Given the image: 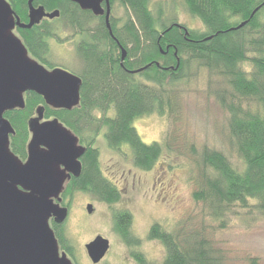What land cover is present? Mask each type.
<instances>
[{
    "label": "trees",
    "instance_id": "16d2710c",
    "mask_svg": "<svg viewBox=\"0 0 264 264\" xmlns=\"http://www.w3.org/2000/svg\"><path fill=\"white\" fill-rule=\"evenodd\" d=\"M7 1L21 22H27V0ZM115 3L123 9L120 17L112 15ZM32 4L59 14L30 29L16 27L15 34L31 58L52 69L57 66L48 60L49 42L61 44V33L71 31L81 62L79 72L71 70L82 80L80 100L70 110L53 109L28 91L25 108L4 116L14 128L10 149L22 160L29 139L27 120L39 105L44 106L45 119L56 117L86 146L81 173L64 186L63 199L80 191L108 205L119 200L118 188L99 165L94 146L98 135L111 152L130 156L138 169L153 170L164 156L165 145L144 142L134 121L151 115L170 118L178 107L175 85L205 69L209 75L221 76L229 87L213 95L228 112L227 140L242 168L234 167L219 151L203 149L198 163L205 172L195 197L205 201L216 223L235 205L264 213V0H109V25L105 16H94L70 0ZM178 8L198 19L202 28L182 25ZM130 222L129 211H113L114 230L129 248L140 243L130 232ZM50 225L59 248L77 264L59 224L51 221ZM148 232L149 239L163 245L164 257L154 263L142 252L130 250L135 264H224L197 230L182 234L153 223Z\"/></svg>",
    "mask_w": 264,
    "mask_h": 264
},
{
    "label": "rangeland",
    "instance_id": "374dc122",
    "mask_svg": "<svg viewBox=\"0 0 264 264\" xmlns=\"http://www.w3.org/2000/svg\"><path fill=\"white\" fill-rule=\"evenodd\" d=\"M122 11L118 3L113 5V16L120 17ZM177 20L188 28H202L201 22L182 8H178ZM70 33L68 30L61 33L64 38L61 44L49 42L48 60L57 67L79 72L81 62L74 52L75 41ZM175 87L178 107L170 118L151 115L134 121L144 142L158 141L165 145L164 156L153 170L138 169L130 156L111 152L98 135L94 146L98 149L99 165L118 188L119 200L108 205L80 191H74L70 197L67 194L64 199L60 196L59 204L67 207L68 214L59 226L73 246L77 264H92L85 244L96 235L107 238L110 244L97 264H135L130 250L140 251L148 260L160 263L164 247L157 239L148 238L153 223L171 231L180 230L182 234L199 231L224 264H264V213L235 205L222 215L221 223H216L205 201L195 197L201 190L205 172L198 163L203 149L219 151L234 167L242 168L227 140L228 112L213 95L214 91L229 87L221 76L209 75L205 69ZM245 106L252 108L253 104ZM87 204L92 205L91 213L86 210ZM120 209L131 213L130 232L139 239V245L129 248L115 232L113 211Z\"/></svg>",
    "mask_w": 264,
    "mask_h": 264
},
{
    "label": "water",
    "instance_id": "95a60500",
    "mask_svg": "<svg viewBox=\"0 0 264 264\" xmlns=\"http://www.w3.org/2000/svg\"><path fill=\"white\" fill-rule=\"evenodd\" d=\"M33 1L27 0L28 22L24 23L7 0H0V264H73L59 252L50 222L62 224L67 217L60 196L71 175H80L86 148L56 117L45 119L44 106L39 105L27 120L29 139L22 161L10 149L14 128L4 116L25 107L28 91L53 109L70 110L79 104L80 77L60 67L46 68L29 56L15 34L16 27L28 29L43 17L58 16V10L46 13ZM70 1L95 16L104 15L109 25V0ZM86 210L91 213L92 205L87 204ZM109 246L101 235L85 244L92 264L105 257Z\"/></svg>",
    "mask_w": 264,
    "mask_h": 264
},
{
    "label": "flooded vegetation",
    "instance_id": "af4514ba",
    "mask_svg": "<svg viewBox=\"0 0 264 264\" xmlns=\"http://www.w3.org/2000/svg\"><path fill=\"white\" fill-rule=\"evenodd\" d=\"M35 1V0H34ZM33 1V2H34ZM104 3V1H102V7L104 8L105 7V4H103ZM34 6V5H33ZM38 6H42L43 8H44V6L43 5H41V4H38L37 6H35V7H38ZM44 11L46 12V13H50L49 11H46L45 9H44ZM84 11H89V10H84ZM91 12V11H90ZM92 13V12H91ZM95 16V15H94ZM102 16H104V15H100V16H97V17H102ZM27 17H28V10H27ZM57 17V16H56ZM56 17H53V18H56ZM53 18H49V17H43L40 21H42L43 19H53ZM28 22V21H27ZM27 22H24V23H27ZM26 29V28H25ZM28 29H30V28H28ZM34 59V58H33ZM35 60V59H34ZM37 61V60H36ZM81 145H83V144H81ZM85 148H86V146L85 145H83ZM82 157V156H81ZM26 159V158H25ZM24 159V160H25ZM22 160V159H21ZM24 160H22V161H24ZM80 162H81V158H80ZM82 162H81V169H82ZM73 178V176L71 175V177H70V179H68V181L65 183V185L68 183V182H70L71 181V179ZM52 221V220H51ZM57 240V239H56ZM57 243H58V241H57ZM58 249H59V252L60 253H65L64 251H62L60 248H59V244H58ZM66 255H67V253H65ZM68 256V255H67Z\"/></svg>",
    "mask_w": 264,
    "mask_h": 264
}]
</instances>
